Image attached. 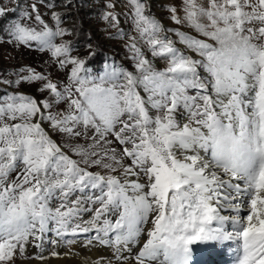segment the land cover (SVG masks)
I'll return each instance as SVG.
<instances>
[{
	"label": "snow or ice",
	"instance_id": "1",
	"mask_svg": "<svg viewBox=\"0 0 264 264\" xmlns=\"http://www.w3.org/2000/svg\"><path fill=\"white\" fill-rule=\"evenodd\" d=\"M128 2L136 29L152 54L169 59L165 72H154L131 45L149 104L164 111L155 119L149 104L134 90L138 82L131 74L114 71L118 78L108 81L111 86L103 79L96 83L79 76L84 62L69 55L68 44L52 42L66 34L55 13L56 31L44 22L35 4L32 12L43 25L41 30L20 23L9 29L8 43L32 47L35 42L40 50H50L61 67L73 65L65 92L54 83L44 85L58 101H67L65 113H49L47 119L69 137L88 134L92 150H74L87 165L82 168L39 123L32 122L41 112L40 104L47 109L48 102L18 94L0 104V264H14L17 250L22 254L29 237L44 232L49 221L58 236L94 231L93 239L115 247L117 261H127L129 257L121 253L130 251L129 245L146 232L132 256L135 264H190L192 245L232 239L242 250L238 264H264V0H207V7L183 0V19L172 8L174 22L187 21L215 42L183 41L202 60L184 56L161 39L160 26L143 14L140 0ZM201 17L206 25L200 23ZM62 55L65 58L59 59ZM198 66L210 74L218 102L205 94ZM22 79L45 78L30 74ZM188 88L201 94L189 96ZM249 91L251 99L246 98ZM157 96L160 99H154ZM181 101L195 127L175 121L172 114ZM5 118L19 122L7 123ZM109 137L124 146L123 157L131 159V166L124 167L123 182L87 170L99 165L111 173L116 171L114 165L123 167L115 149L109 155L105 148L112 143ZM20 164L23 169L6 183ZM136 169L144 173L146 184L127 179L139 175ZM53 196L61 202L51 208L47 201ZM89 204L99 206L93 210ZM229 208L235 215L222 214ZM113 209L120 210L114 223L107 216ZM82 212H92L91 219L83 220ZM148 224L151 227L145 229ZM109 233L116 234L114 240L104 239Z\"/></svg>",
	"mask_w": 264,
	"mask_h": 264
},
{
	"label": "rangeland",
	"instance_id": "2",
	"mask_svg": "<svg viewBox=\"0 0 264 264\" xmlns=\"http://www.w3.org/2000/svg\"><path fill=\"white\" fill-rule=\"evenodd\" d=\"M140 2L144 5L143 14L160 26L159 37L170 41L172 46L184 56L202 60V57L190 49L183 41L198 40L215 44L214 41L209 40L187 21L179 24L174 22L171 9L175 8L176 16L183 19L185 15L183 0H140ZM196 3L207 7V0H196ZM33 4L36 5L37 12L52 31H56L57 28V22L53 20L52 13H55L59 17V27L66 30V34L54 37L52 42L55 45L68 44L71 49L69 55L84 62L79 76L88 78L96 83H100L103 79L107 86H111L108 81H115L118 78V76L113 75L114 71L117 74L127 72L138 82L134 90L140 89L142 98L146 104H149V93L145 90L142 83L141 72L136 67L138 58L134 50L131 49V45H136L140 58L146 59L148 66L154 72H165L169 59L165 56L153 55L152 49L146 42V39L140 37L136 29L134 10L128 0H0V9L4 13L0 15V104L8 101L9 97L18 94L34 98L37 102H48L50 107L47 109L43 108L42 103L40 104L41 112L33 118L32 122L39 123L45 134L59 144L71 159L84 168L87 165L82 162V156L74 150L83 148L87 149L89 153L91 152L90 145L92 141L88 138V134L80 137H69L54 128L51 121L47 119L49 113L53 116L65 113L67 111V101H58L57 97L50 90L44 88V85L51 82L57 85L59 92H65L66 88L70 85L68 76L71 73L73 65L67 64L61 67L58 59L53 58L50 50H40V46L35 42H33L32 47L7 42L9 39V29L17 23L36 28L37 30L43 28V25L38 24L35 20L36 13L32 12ZM109 5L112 6L109 7ZM113 16L116 17L115 20L112 19ZM200 23L206 25V18L201 17ZM64 58L63 55L59 57V59ZM30 74H38L45 79L38 81L22 79L28 77ZM197 75L199 81L207 86L205 94H210L208 86L212 84V78L206 67L198 66ZM186 94L189 96H199L201 93L197 89L188 88ZM154 99H160V97L157 96ZM181 106L184 107L183 101L180 102L175 110L180 109ZM149 109L153 119L164 115L163 110L151 107L150 104ZM187 111L188 123L191 122L193 126H196L190 118L188 109ZM5 120L7 123L19 122L7 121L6 118ZM109 139L112 140V143L105 145V148L109 150V155H112L111 150L115 149V155L121 160L123 167L114 165L116 171L111 173L108 169L99 165L88 167L87 170L105 176L109 174L117 176L123 182L125 180L123 178L124 167L131 166V159L123 157L122 149L124 146L120 145L112 137H109ZM128 146L130 147V145ZM92 158L94 159L95 157ZM105 162L114 164L112 160H106ZM22 169L23 164H20L9 174L6 183L12 182L16 178V174ZM136 171L139 172V175L133 176L135 179L141 181L147 180L143 172L139 169H136ZM91 194L89 193V195ZM60 202L58 196H53L48 199L47 204L49 207L54 208L59 206ZM98 206L88 205L93 210ZM115 210L107 214L110 222H114L119 216V212L115 213ZM84 214L87 215V220L91 219L92 212H82L80 214L82 218ZM54 227V222L49 221L43 232L46 240L42 248L43 252L39 250L42 245L39 243L37 246L39 249H28L22 254L17 250L14 256V264L19 260L33 261L45 253H48L47 255L52 257V253L57 251L54 248V246L57 247V241L62 250L67 251L69 254L75 253L73 252L75 250L73 247L75 243L74 238L98 242L93 238L88 239L86 236L74 237L70 232L64 236H59L60 239L56 236L57 241H55V238L53 241V237L57 235ZM112 238L113 235L105 237V239ZM99 245L106 248L101 243ZM110 245H107V247ZM126 256L130 258V254Z\"/></svg>",
	"mask_w": 264,
	"mask_h": 264
},
{
	"label": "bare ground",
	"instance_id": "3",
	"mask_svg": "<svg viewBox=\"0 0 264 264\" xmlns=\"http://www.w3.org/2000/svg\"><path fill=\"white\" fill-rule=\"evenodd\" d=\"M211 85L208 86L209 93L213 96L214 100L218 102L220 98L215 96V93L213 92ZM246 98L251 99V92L250 91H249V94ZM217 111H219V108H217ZM187 113H188L187 108L182 107V106L180 107V109L178 108L177 110L174 111L173 117H174L175 121L180 126H183L184 124L189 122ZM193 127H195V126H193ZM201 155H203L202 150H201ZM178 157H179V151H178ZM220 174L223 176V173H220ZM123 176H124L123 178L125 179V175H123ZM223 178L225 180L228 179L227 176H224ZM127 179L128 180H136L138 182L145 183V184L147 183V180L141 181L139 179H135L133 176H128ZM233 183H242V182L233 181ZM113 211H114V209H113ZM119 211L120 210L116 209L115 213H118ZM245 212H246V209L241 212V215L245 214ZM222 214L223 215L224 214L225 215H235V213L230 208L226 211H222ZM112 218H113V216H112ZM83 219L87 220L86 214H84ZM150 227H151L150 224L144 225L145 229H148ZM90 232L97 234L94 231H90ZM56 236H58V235H55L53 237V241H54V238H55V241H57V238H59V236L57 238H56ZM104 239H105V237H104ZM114 239H115V237L113 238V240ZM145 239H146V232L141 234V236L138 239V242L135 245H129L130 251L121 253V255H123V256L130 254V258L127 261H117L115 259V255H114L115 247L114 246L110 245L109 247L106 246V248H103L99 245V243H97L95 241H91V243H89V241L82 240V238H81L80 240H75V243L73 245V247L75 249L73 251V252H75L74 254H69L67 251H63L62 247L59 246V242L57 241V247L54 246V248L57 249L56 253H58L59 255L50 257L49 255H47L48 253H45L41 256L43 258L37 257V259H35L33 261H29V262L19 260L15 264H109V262H111V264H135V261L132 259V256L139 251V248L142 246ZM44 241H46V240H45V237L43 235V232L37 231L35 237L30 236L28 241L25 242L24 253L28 249H34V248L36 249L38 246V243L42 244V245H41V249H39V247L37 249H39L40 252H43L42 248L44 247V243H45ZM61 241H62V239H61Z\"/></svg>",
	"mask_w": 264,
	"mask_h": 264
},
{
	"label": "water",
	"instance_id": "4",
	"mask_svg": "<svg viewBox=\"0 0 264 264\" xmlns=\"http://www.w3.org/2000/svg\"><path fill=\"white\" fill-rule=\"evenodd\" d=\"M148 56H149V58H151L150 55H148ZM138 92H139V94L141 95V97H143V96H142V93H141V91H140V89H138Z\"/></svg>",
	"mask_w": 264,
	"mask_h": 264
}]
</instances>
